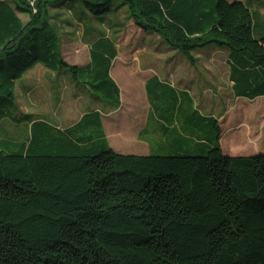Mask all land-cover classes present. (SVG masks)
<instances>
[{
    "label": "trees",
    "instance_id": "trees-1",
    "mask_svg": "<svg viewBox=\"0 0 264 264\" xmlns=\"http://www.w3.org/2000/svg\"><path fill=\"white\" fill-rule=\"evenodd\" d=\"M121 1L128 20L192 65L199 49H227L235 97H264V33L256 37L245 2ZM112 2L0 0V122L27 131L0 137V264H264V153L225 155L219 120L198 114L188 94L157 78L146 84L149 134L185 154L110 146L103 116L122 105L111 75L119 49L83 20H103ZM72 7L90 39L81 67L65 61L52 24V8ZM37 65L56 80L69 71L96 95L95 109L67 128L18 113L17 87Z\"/></svg>",
    "mask_w": 264,
    "mask_h": 264
},
{
    "label": "rangeland",
    "instance_id": "rangeland-1",
    "mask_svg": "<svg viewBox=\"0 0 264 264\" xmlns=\"http://www.w3.org/2000/svg\"><path fill=\"white\" fill-rule=\"evenodd\" d=\"M241 1L254 14V31L258 37V33L264 31V0ZM121 4V0H113L111 12L103 20L89 16L83 20L85 26H95L114 39L119 49L111 75L120 86L122 105L103 117L112 149L123 155L137 156H144L140 153L148 151V146L138 139L148 112L144 84L149 77L158 75L176 87L182 85L180 88L191 90L192 104L198 114L220 119L223 129L221 146L225 155L255 156L264 153V99H243L244 102L235 99L225 63L228 50H220L217 46L199 49L194 53L198 65L191 68L186 57L171 49L156 33L144 32L128 20L127 8L120 7ZM51 14L52 24L61 38L65 61L79 67L87 65L90 62V39L84 36V28L77 20L81 16L80 10L76 7L52 8ZM63 71L64 79L60 80H56L42 65L28 72L16 90L18 113L34 114L67 128L76 124L83 114L93 111L96 95L75 81L69 71ZM163 103L167 108L171 101ZM178 120L183 123L182 116ZM197 132L199 137H203L202 131ZM5 134L24 140L27 131L25 127H14L4 120L0 122V137ZM155 136V133L149 136L154 147L153 155L185 154L158 148L159 141ZM205 148L207 152L213 147ZM205 152L198 150L193 154L201 156Z\"/></svg>",
    "mask_w": 264,
    "mask_h": 264
},
{
    "label": "crops",
    "instance_id": "crops-1",
    "mask_svg": "<svg viewBox=\"0 0 264 264\" xmlns=\"http://www.w3.org/2000/svg\"><path fill=\"white\" fill-rule=\"evenodd\" d=\"M260 33H264V31H260ZM197 62H198V60H197ZM196 62V64L195 65H192V64H190L189 63V66L191 67V68H195V67H197V65H198V63ZM226 65L228 66V69H229V81H230V85H231V91H232V94L234 95V92H233V82H232V78H231V75H232V69H231V63L228 61V59H226ZM113 71H114V69H113ZM112 73V72H111ZM154 78H157V79H159L161 82H166V83H169V82H167L166 80H164V79H162V78H160L158 75H154V76H151V77H149L147 80H146V82H145V84H144V90H145V94H146V97H147V100H148V112H147V117H146V120H145V124H144V126L140 129V131H139V134H138V139H139V141L141 142V143H144V144H146L147 146H148V151L146 152V153H143V152H141L140 154H144V156H148L149 154H150V152H151V149H152V144H151V141H152V139L149 137L150 135H152V134H149V128H148V118H149V115H150V113H151V111H152V105H151V103H150V101H149V98H148V94H147V90H146V84L150 81V80H152V79H154ZM169 84H171V86L175 89V90H177L178 92H183L184 94H188V97L190 96L191 97V90H187V88L186 87H182V88H180L182 85H180V86H178V87H176L175 85H173L172 83H169ZM119 86V85H118ZM184 86V85H183ZM119 88H120V86H119ZM234 97H235V95H234ZM192 98V97H191ZM235 99L236 100H238V101H240V100H242L243 101V98H236L235 97ZM261 99H264V97H261ZM244 102V101H243ZM111 112H108L107 114H105V115H109ZM222 114V113H221ZM104 117V116H103ZM214 117V116H213ZM215 118H217L218 120H219V123L221 122L220 121V119L218 118V117H215ZM104 119V118H103ZM103 124H104V120H103ZM220 127H221V123H220ZM104 130H105V133H106V136H107V132H106V129H105V125H104ZM221 130H222V132H223V129H222V127H221ZM108 137V136H107ZM138 156H141V155H138Z\"/></svg>",
    "mask_w": 264,
    "mask_h": 264
}]
</instances>
